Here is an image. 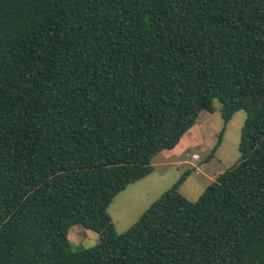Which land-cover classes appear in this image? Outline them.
<instances>
[{"label": "trees", "instance_id": "trees-1", "mask_svg": "<svg viewBox=\"0 0 264 264\" xmlns=\"http://www.w3.org/2000/svg\"><path fill=\"white\" fill-rule=\"evenodd\" d=\"M214 101L246 114L237 162L116 234L115 196ZM0 264H264V0H0Z\"/></svg>", "mask_w": 264, "mask_h": 264}, {"label": "rangeland", "instance_id": "rangeland-1", "mask_svg": "<svg viewBox=\"0 0 264 264\" xmlns=\"http://www.w3.org/2000/svg\"><path fill=\"white\" fill-rule=\"evenodd\" d=\"M213 113L201 112L196 124L182 137L177 150L156 155L153 171L117 194L107 208L116 234L126 232L139 217L186 171L190 172L179 193L196 201L215 176L231 168L239 158L238 145L246 114L238 111L224 125L220 104L214 101ZM219 146L216 148L220 132ZM71 251L89 249L98 243V234L75 225L68 233Z\"/></svg>", "mask_w": 264, "mask_h": 264}, {"label": "crops", "instance_id": "crops-1", "mask_svg": "<svg viewBox=\"0 0 264 264\" xmlns=\"http://www.w3.org/2000/svg\"><path fill=\"white\" fill-rule=\"evenodd\" d=\"M185 136H186V134H185ZM185 136H184V137H185ZM181 143H182V141H181ZM181 143H180V144H181ZM180 144H179V145H180ZM179 145H178V146H179ZM178 146H176L174 149H172V150H170V151H172V152L176 151L177 148H178ZM215 178H216V176H215ZM214 180H215V179H214Z\"/></svg>", "mask_w": 264, "mask_h": 264}]
</instances>
